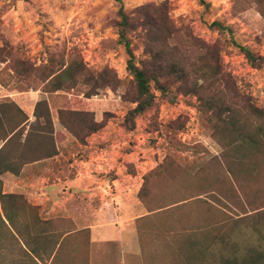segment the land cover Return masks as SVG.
Masks as SVG:
<instances>
[{
	"label": "rangeland",
	"instance_id": "obj_1",
	"mask_svg": "<svg viewBox=\"0 0 264 264\" xmlns=\"http://www.w3.org/2000/svg\"><path fill=\"white\" fill-rule=\"evenodd\" d=\"M205 1L207 7L199 0H121L134 24L127 37L135 61L146 57L145 30L137 21L144 14L166 15L164 25L177 29L166 40V58L180 59L192 69L207 63L208 46L214 44L240 95L264 108V63L251 67L232 43L264 57V0ZM119 6V0H0V110L5 118L0 136L24 117L11 98L22 92L30 93L31 103L35 96L37 101L45 99L50 114L59 113L61 121L75 130L82 120L89 121L86 111L102 121L103 127L80 146L65 129L72 139L66 154L70 160H87L91 153L109 148L112 157L118 155L120 160L127 154L119 165L121 171L142 173V203L135 212L141 216L133 223L140 254L128 258L127 264H221L224 257L255 254L264 237V145L254 149L230 136L225 105L233 102L237 109L247 108L221 84H209L201 94H192L170 83L162 94L152 83V105L134 118V127H124V115L135 103L133 77L116 26ZM212 21L228 26L231 34L211 27ZM70 61L82 64L83 74H75L72 88L50 91L42 65H48L49 73ZM22 62L27 64L23 67ZM29 65L32 71L20 76ZM104 70L110 73L103 80L108 86L98 88L104 83L98 73ZM86 75L91 80L84 81ZM208 97L225 104L208 108L204 105ZM71 110L83 112L70 114ZM260 121L250 116V131ZM61 137L58 133L57 139ZM257 139L264 144V138ZM16 143L18 139L12 145L16 153L28 150V154L34 148L47 149L51 142L33 137L30 148L22 149ZM90 169L101 173L94 166ZM115 170L117 166L106 173ZM96 201L93 196L85 198L75 219L62 213L50 219L57 229H78L94 221L99 210ZM88 238V229L73 232L56 264H88Z\"/></svg>",
	"mask_w": 264,
	"mask_h": 264
},
{
	"label": "trees",
	"instance_id": "obj_2",
	"mask_svg": "<svg viewBox=\"0 0 264 264\" xmlns=\"http://www.w3.org/2000/svg\"><path fill=\"white\" fill-rule=\"evenodd\" d=\"M119 1V21L116 26L118 27V37L123 42L127 55L126 68L133 77L132 102L135 103L134 106L129 107L124 115V127L127 129L134 127V118L152 105L155 97L151 90L152 83L155 89L162 94L167 92L170 83L177 84L180 91L192 94H201L206 86L217 83L218 85L221 84L223 89L232 92L233 97L241 99L247 108L246 111L237 109V105L233 102L230 105H225V110L228 112L226 123L229 125L230 136L232 137L233 135V138L239 139L240 142H244L247 146L260 150L264 144L259 142L257 138L258 136L264 138V108L254 106L246 96L240 95L231 73L225 71L222 67L216 46L214 44L208 46L210 55L209 60L205 61L207 62L205 65L189 69L180 59L165 57L166 40L172 38L177 30L170 23L169 26L164 25V19H167L166 15L160 18L156 15L148 16L144 14V18L137 22L145 30L143 37L145 39L146 57L136 62L127 37L128 31L133 29L134 24L125 12L121 0ZM199 2L207 7L208 3L205 0H199ZM261 14L264 17V11ZM210 26L216 27V30L220 32L226 30L231 34V29L228 26H223L218 21H212ZM232 43L244 55L251 67L260 68L263 65L264 57L262 55L255 53L246 45L235 41ZM198 44L200 48H204L205 43L199 41ZM197 62L199 64L202 63L200 59ZM26 64L22 62L23 67ZM48 68L47 64L42 65L43 79H46V84L49 85L50 91L72 88V84H75L76 80L74 78L75 74H83L84 70L82 64L74 61L68 62L62 69L46 73ZM29 71H32L30 65L26 66L25 72L20 73V76L28 75ZM98 75L102 81L110 77V73L107 70L98 73ZM172 78L173 81H170ZM89 80L91 78L86 75L84 81ZM68 81L70 83H67ZM103 82L98 88L108 86L105 81ZM92 94L94 93H89L88 96ZM12 103L18 109L13 101ZM223 104L225 103L223 102L220 105L211 97L204 101V105L208 108H216L217 105L221 107ZM233 105L234 107H231ZM82 112L71 110L70 114H81ZM86 112L87 115H90L89 121L82 120L79 130L73 129L72 125H65L61 121L59 113L57 114L59 122L79 143H84L90 134L99 131L103 127L102 121L95 120L92 111ZM3 114L4 112L0 110V122L5 121ZM33 115L35 117L34 123L29 126L25 135L26 126L21 125V122L27 118L26 115L0 136V141L3 142L0 145V175L7 170L18 172L19 167L15 168L13 166L16 161L24 163L33 158H41L53 154L54 151L50 147L54 145L52 120L50 109L45 99H40L34 104ZM250 116H256L261 120L254 131H250L251 124L248 122ZM41 118L43 121H41ZM47 128L50 130L45 131ZM33 137L48 138L51 143L47 149L34 148L28 154H25L28 150L24 154L14 151L15 147H12V145L16 139H18L17 146L22 149L24 147L30 148V140ZM21 138H23V141H21ZM140 190L137 193V197L142 203ZM38 209V206L29 203L22 194L4 193L0 178V264H56L59 261L62 249L67 245L71 234L77 230L71 227L57 229L53 225L52 219L40 216ZM254 252L255 254L251 255L246 253L237 257H224L221 264L261 263L264 260V237H262L259 249L257 248ZM262 263L264 264V262Z\"/></svg>",
	"mask_w": 264,
	"mask_h": 264
},
{
	"label": "crops",
	"instance_id": "obj_3",
	"mask_svg": "<svg viewBox=\"0 0 264 264\" xmlns=\"http://www.w3.org/2000/svg\"><path fill=\"white\" fill-rule=\"evenodd\" d=\"M29 94L22 92L11 97L20 112L27 116L21 122V125L26 126L24 135L35 120L33 109L37 98L33 97L35 99L31 103ZM51 120L54 145L50 147L53 154L24 163L16 161L13 166L19 167L18 172L7 170L0 175L2 191L22 194L29 203L38 206L41 212L48 215L45 218L62 213L63 217L75 219V213L84 209L82 201L85 198H97L99 210L94 212V221L78 228L89 231L88 264H127L128 258L140 254L133 223L135 218L141 216L135 212L140 208L136 194L141 185L142 173L121 171L120 166L127 154H123L120 160L118 155L112 157L109 148L95 155L91 153L87 160H70L66 153L72 139L53 113ZM58 133L63 137L57 139ZM92 166L101 173H92ZM116 166L114 173H106ZM102 207L106 208L104 213L100 212Z\"/></svg>",
	"mask_w": 264,
	"mask_h": 264
}]
</instances>
